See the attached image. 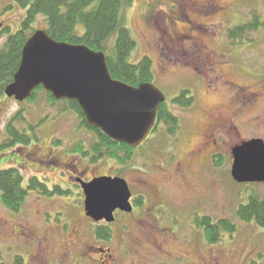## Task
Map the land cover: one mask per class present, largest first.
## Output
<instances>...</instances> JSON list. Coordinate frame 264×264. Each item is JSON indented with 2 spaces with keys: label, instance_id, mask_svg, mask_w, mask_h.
<instances>
[{
  "label": "rangeland",
  "instance_id": "374dc122",
  "mask_svg": "<svg viewBox=\"0 0 264 264\" xmlns=\"http://www.w3.org/2000/svg\"><path fill=\"white\" fill-rule=\"evenodd\" d=\"M0 1V29L9 25L14 33L21 27L26 9L12 0ZM198 1L134 0L124 11V20L138 41L131 60L137 62L144 55L152 59L154 84L164 92L181 122L174 136L168 135L161 122L146 142L135 148L134 161L128 165L110 157L86 162L90 157L78 148L83 145L87 152L97 135L80 126L75 112L63 111L64 103L52 102L45 90L37 88L36 98L23 102L0 97V142L7 138L8 121L20 110L26 119L16 125L35 135L26 145L1 151L0 169L19 167L23 185L35 175L49 187L59 184L71 189L50 195L33 190L20 213L6 208L0 192V263L15 264L21 257V264H100L95 247L91 248L97 245L92 222L83 219L80 203L75 201L78 188L71 187L70 176L75 173L88 180L94 175H120L137 195L141 193L137 187L140 175L135 170L142 169L149 172L151 184L163 193L156 196L142 192L143 205L134 206L131 214L125 215L129 233L117 227L113 240L105 244L123 264H206V260L212 264L213 259L220 264H264V228L237 215L252 195L264 198V183H241L231 175L232 148L252 138L264 140V28L249 35L252 41L235 44L228 38L230 28L253 20L254 15L264 22V0H218L217 8H203L205 2ZM11 3L14 7L4 10ZM45 25V16L38 15L33 27L43 29ZM192 28L195 35L202 36L170 44L168 32ZM3 36L0 47L9 34ZM113 41L114 37L111 46ZM183 89L195 95V102L188 108L171 103ZM208 112H213L214 121L223 123V131L212 135L207 130L211 121L207 120ZM210 141L215 144L207 146ZM203 143L217 157L198 160L203 164L188 160L189 152ZM173 152L185 162L189 181L170 178V171H158L159 166L170 165ZM47 156L48 161L53 159L52 164L39 162ZM217 160H222L218 166ZM204 216L215 221L231 218L237 230L222 234L220 241L213 243L196 222ZM78 223L82 241L72 230ZM140 231L145 235L139 255H124L130 247L123 243L138 238Z\"/></svg>",
  "mask_w": 264,
  "mask_h": 264
},
{
  "label": "trees",
  "instance_id": "16d2710c",
  "mask_svg": "<svg viewBox=\"0 0 264 264\" xmlns=\"http://www.w3.org/2000/svg\"><path fill=\"white\" fill-rule=\"evenodd\" d=\"M21 8L26 9V14L21 21V27L11 33L9 25L0 29V39L9 34L8 39L0 47V97L5 96L6 87L13 81V76L21 61L22 49L35 30L33 23L38 15L45 16L46 25L43 28L56 41L72 44H84L96 51H103L107 56V63L114 79L127 84L138 86L141 83H154L153 61L148 55H144L139 61L131 60L136 51L138 41L124 20V11L131 7L134 0H12ZM14 3L8 4L5 9L13 8ZM0 1V18L3 10ZM264 28V22L257 15L250 21H244L233 26L228 31V38L232 43L241 44L244 40H251L252 32ZM82 27V29H81ZM114 37L112 46L109 44ZM43 89L42 87H39ZM44 90V89H43ZM37 90H34L30 98L35 99ZM54 103H64L63 111L71 110L78 115L80 126L97 135V141L91 148L84 151L80 145L78 151L89 156L91 162H98L105 157L117 160L122 165L133 162L134 148L130 145L110 139L100 129L87 123L84 112L77 101L63 99L56 101L50 92H46ZM195 102V95L190 89H183L178 96L172 99V104L182 108H188ZM23 110L18 111L6 125L7 138L0 142V152L14 145H26L35 135H28L21 130L16 122L24 121ZM164 123L170 135H176L181 129L178 115L172 110L166 99L158 111V125ZM157 129V126L155 130ZM154 130V131H155ZM217 165L222 163L217 160ZM50 195L66 192L60 185L50 188L37 176L31 177L27 186L23 185V174L18 167L0 169V192L2 202L12 212H19L31 191ZM143 198L137 201V205H143ZM238 218L242 221H254L264 228V198L252 195L247 204L241 205L238 210ZM199 228L205 229L207 239L211 242L220 241L222 234H233L236 223L231 218L212 220L211 216H204L196 220ZM100 238H105L103 230H97ZM108 238V237H106ZM23 258L17 257L15 264H21ZM6 264V263H0Z\"/></svg>",
  "mask_w": 264,
  "mask_h": 264
},
{
  "label": "water",
  "instance_id": "95a60500",
  "mask_svg": "<svg viewBox=\"0 0 264 264\" xmlns=\"http://www.w3.org/2000/svg\"><path fill=\"white\" fill-rule=\"evenodd\" d=\"M39 86L56 100L77 101L90 126L134 148L147 139L166 100L151 82L133 86L114 79L103 51L56 41L43 29L27 39L5 94L22 102ZM231 174L237 182L264 183L263 139L252 138L233 149ZM82 186L86 214L96 221L111 222L116 209H133L132 192L122 177L100 176Z\"/></svg>",
  "mask_w": 264,
  "mask_h": 264
},
{
  "label": "flooded vegetation",
  "instance_id": "af4514ba",
  "mask_svg": "<svg viewBox=\"0 0 264 264\" xmlns=\"http://www.w3.org/2000/svg\"><path fill=\"white\" fill-rule=\"evenodd\" d=\"M202 1L205 2V3H203L204 6L201 4V6L203 8H206L208 6L209 7H214V8L219 7L218 0H202ZM194 2L196 4V3L200 2V1L194 0ZM194 31H195L194 28H192V29H189V30H187L185 32H181V33L168 32V36H169L168 40H169L170 44L175 45V44H177V41L182 43L187 38H193V36H202V34L195 35ZM194 50L196 51V49H194ZM206 116H207V120H209L211 118L210 119L211 121L209 122V127L207 128V130L210 133H212V135H215L217 132L223 131V126H224L223 123L213 120V112L212 113L208 112ZM173 142H175V139L173 140ZM205 143H203L202 146H200L197 150L190 151L188 160L196 161V162H198L200 164H203V163H201L198 160H200L201 158H205V161H208V160L210 161L213 157L215 159L217 156L214 155V153H213L214 151L209 152L208 151L209 149L207 150L205 148ZM214 144H213V142L210 141V143H207L206 145L207 146H210V145L212 146ZM208 148H211V147H208ZM234 148H232V151H233ZM207 151H208L207 156H205V152H207ZM174 154H175V152H173V156H172V160L170 161V165L169 166H163V165L159 166L158 167V171L159 172L164 171L165 173L170 171V174H169L171 176L170 178H174L175 177V179H182L185 182L189 181L190 177L187 174V166H186L185 162L180 160V159H178L177 157H175ZM208 156H210V157H208ZM47 159H48V156L46 158H44V159L39 160V162L45 163V164H52V160L53 159H51V160L49 159V161ZM86 162H88V163L90 162L91 163L90 160H86ZM129 169H134V168H127L126 170H129ZM135 171H137L138 174L140 175V179H139V183H138L137 187L139 188L141 193L135 195L132 192L131 203H132L133 207L134 206H138L137 205V201L141 197L144 200V196H145L144 194H148L147 192H151L152 194H155L156 196H157V194L161 195L163 193V189H160L159 187L153 186L151 184V182H152L151 179L152 178L149 176L150 174H148L149 173L148 171L146 172V170H142V169H136ZM155 171H157V170H155ZM99 176H101V175H94L91 178H89L88 180H85L79 174L73 173L70 176V179L72 180L71 187L76 185V187L78 188V191L75 193L76 194V197H75L76 200L75 201H78L80 203V207H81L80 211L82 213V216H84L83 219H87L88 218L90 220V222H92V225H93L92 229L94 231V235L96 236L95 242L97 243V245L94 244L95 246L92 245L91 248L94 249V247H95L96 252L99 255V261L97 260V262H100V264H123L122 263V259H119L117 257V255L113 252V249L111 247H105V244L106 243H110L113 240V238L115 236V233L118 231L117 227H120L122 232H124L126 234L129 233L128 230L130 228V225H129L128 219L126 218L125 215L131 214L132 211L127 212V211H122L120 209H116L114 211V220L111 221V222H108L105 219H103L101 221H96L93 218H91L90 216H88L86 214V211H85V192H84L82 184L84 182H90L92 179H94L96 177H99ZM162 180H163V182H165V180H167V179H162ZM55 185H57V184L52 185L51 188L53 189V187ZM63 190L64 191H69L71 189L63 188ZM18 213H20V211ZM15 214H17V213H15ZM85 216H86V218H85ZM80 226H81V224L78 223L76 225L75 229L72 228V230L76 233V237H77L78 241H82L83 240V238H82V230H81ZM13 227L15 228V226H13ZM17 227L19 229H21L22 226L21 225H17ZM97 230L98 231L99 230H103V233H105L106 234L105 236L108 237V238H106V237L105 238L98 237V235L96 234ZM146 234H148V233H146ZM144 235H145V232L140 231V236H138V238L136 237V239H134L132 241L124 242L123 245L127 244L130 247V250L127 249L126 252H124L125 254L124 253H122V254L138 256L139 255V251H140V249L142 247V244H143ZM149 236H151V235H149ZM151 237H155V236L152 235ZM71 243H74V242H71ZM208 262L206 260V264ZM211 263L212 264H220L217 260H214V259L212 260ZM92 264H94V262ZM130 264H136V262L132 261Z\"/></svg>",
  "mask_w": 264,
  "mask_h": 264
}]
</instances>
